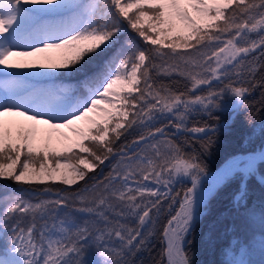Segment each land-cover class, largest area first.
Wrapping results in <instances>:
<instances>
[{
	"label": "snow or ice",
	"instance_id": "6c2138e0",
	"mask_svg": "<svg viewBox=\"0 0 264 264\" xmlns=\"http://www.w3.org/2000/svg\"><path fill=\"white\" fill-rule=\"evenodd\" d=\"M125 26L139 42L129 38L100 71L65 82L112 48ZM256 52L264 57V0H0V180L21 190L0 196V264H92L93 252L100 264H134L161 202L177 197L163 228L164 264H192L184 245L207 202L239 175L236 198L246 203L264 148L210 176L166 129L215 132L207 124L188 129L190 115L248 107L262 66L249 59ZM161 74L189 86L173 90ZM202 87L207 91L196 94ZM160 121L167 123L156 127ZM137 130L131 144L117 148ZM135 146L142 147L129 155ZM116 156L112 171L96 179L94 170ZM185 178L191 186L173 195L171 186ZM55 181L83 185L72 191ZM39 185L41 196L55 198L25 199ZM260 224L264 233V211ZM241 248L247 256L250 245ZM260 248L264 253V235Z\"/></svg>",
	"mask_w": 264,
	"mask_h": 264
},
{
	"label": "trees",
	"instance_id": "16d2710c",
	"mask_svg": "<svg viewBox=\"0 0 264 264\" xmlns=\"http://www.w3.org/2000/svg\"><path fill=\"white\" fill-rule=\"evenodd\" d=\"M133 35L135 34L130 32L128 34L125 31L121 33L117 37V43L112 48L101 56L90 59L85 64L84 69L71 78L82 80L85 75L100 71L104 60L111 56L126 40L131 38L139 42L138 38H134ZM253 56L258 58V64L262 66L258 67L254 75L252 83L255 84V87L245 98L248 107H242L235 114L219 111L214 112L211 116L204 112L193 113L187 122L188 129L202 127L207 124L216 126L218 130L215 132L210 131L202 136L192 135L186 130L179 132L177 135L168 136L185 153L198 154L207 171L217 167L218 164L232 154L254 150L255 146H260L264 140V128L252 135L257 122L264 121V83H260L264 81V57H260L259 52H256L249 59H252ZM160 81L178 91H184L189 86L186 80L176 74L172 76L161 74ZM212 87L217 88L219 85L214 81ZM206 91L207 88L202 87L201 91L196 94H203ZM155 126L157 127L158 124ZM139 134L140 132L137 133L136 131L127 134L118 141L117 148L122 144H130ZM245 135L246 138H244ZM209 139L213 143L206 150L204 146L207 145ZM208 151L209 153L206 155ZM102 170L103 176L100 180H103L112 171V166L105 165ZM258 173L264 175V164L258 165ZM4 183L3 180H0V196L10 191L18 192V190L12 189L13 187L10 188ZM12 184L14 183L12 182ZM239 184L240 178L237 176L218 188L207 202L204 214L199 218L198 223L189 233L190 235L187 236L184 247L192 264H228V262L244 256L245 249L241 248V244L244 246L250 245L254 248L259 246L261 239L258 236L264 235L260 224V213L264 211V185L255 176L248 178L245 203L244 201L238 202L237 199L235 200ZM43 186L39 185L37 189ZM185 187H189L188 182L177 183L172 190V194L180 192L182 195V190ZM73 189L78 190V186ZM41 198L54 199L55 196L51 194L41 196L40 193L25 195V199L31 200L33 203L39 202ZM178 206L179 197L175 202H172L170 198L161 202V211L151 228L152 234L149 235L147 244L132 257L134 264H164L163 228ZM250 210L254 212V215L250 213ZM132 223L134 224L135 221H132ZM238 241L239 243H237ZM230 246L240 249L239 254L233 255ZM263 256H257L256 262L253 260L252 264H264L262 261V259L264 260Z\"/></svg>",
	"mask_w": 264,
	"mask_h": 264
},
{
	"label": "rangeland",
	"instance_id": "374dc122",
	"mask_svg": "<svg viewBox=\"0 0 264 264\" xmlns=\"http://www.w3.org/2000/svg\"><path fill=\"white\" fill-rule=\"evenodd\" d=\"M125 32H127L128 34H129V32L130 33H132V34H135L134 32H132L130 29H127L126 28V26H125ZM133 36H135L134 38H136L137 39V37H136V35H133ZM22 50H27V49H22ZM0 68H2V66H0ZM6 71H8V72H19V71H28V69H7ZM78 81H80V80H78ZM65 82H70V83H73V84H75V83H77V81H75V80H73V79H66L65 80ZM264 118V117H263ZM13 119H20V118H13ZM161 123H167L166 121H160V122H157L155 125H157L158 124V126L157 127H159V126H161ZM160 124V125H159ZM264 128V121H262V120H260V121H258L257 122V124L254 126V128H253V132H252V135L255 133V132H257V131H261V129H263ZM166 131H167V133H168V136H170V135H177L178 133L176 132V130L173 128V127H171V126H169L167 129H166ZM133 132V131H132ZM137 133H139V131L137 130L136 131ZM244 138H246V135H245V137ZM136 139V138H135ZM264 141V140H263ZM131 144V143H130ZM139 147H142V146H135V147H133V148H130V149H127V152H128V154L129 155H131L133 152H136V151H139ZM257 146H255V148H256ZM256 149H258V148H256ZM255 149V150H256ZM203 150H204V148H203ZM210 151V150H209ZM209 151L206 153V155L209 153ZM120 159V156H116L115 158H113L112 159V161L111 162H109V161H106L105 162V165H110V166H113V165H115L116 163H117V161ZM105 165H103V166H101V167H99V168H97L96 170H94V172H95V174H96V179H98V180H100L101 179V177L103 176V167L105 166ZM89 175L91 176V175H93V173H89ZM237 176H239V175H237ZM236 176V177H237ZM6 184H8L9 186H12L13 188L12 189H15V190H18V192H20L21 190H20V188L14 183V184H12V182L11 181H7V180H3ZM180 182H188L189 183V187L191 186V184H190V180H188L187 178H185V179H183L182 181H180ZM180 182H176L174 185H172L171 186V191L174 189V186L177 184V183H180ZM4 183V184H5ZM93 183V181L92 180H89L88 181V184H89V186H91V184ZM54 184L56 185V187H62L63 186V184L60 182V181H55L54 182ZM83 185V182L82 181H78V184L77 185H72V186H69V187H67V188H69L70 190H72L73 188H75V187H77V186H82ZM44 187V186H43ZM43 187H41V188H43ZM11 188V187H10ZM72 188V189H71ZM77 189H73L72 191H76ZM34 191H36V192H38L39 191V189H37V190H33V192ZM162 191H163V189H162ZM40 193V192H39ZM30 194H33V193H30ZM46 199H48V198H46ZM86 217H83V216H80V215H78V219L79 220H82V219H85ZM260 239H261V235H259L258 236ZM247 247V246H246ZM93 260H92V264H100V259H99V257L98 256H96L95 255V253L93 252ZM264 255V253H262L261 252V248H260V244H259V246H256L255 248L254 247H252V246H250V248H249V250H248V255L247 256H243V258L244 259H247V260H250L251 262L254 260L255 262H256V259H257V256L258 257H260V256H263ZM263 258H264V256H263ZM262 261H263V263H264V260L262 259ZM259 264V263H258Z\"/></svg>",
	"mask_w": 264,
	"mask_h": 264
},
{
	"label": "bare ground",
	"instance_id": "6f19581e",
	"mask_svg": "<svg viewBox=\"0 0 264 264\" xmlns=\"http://www.w3.org/2000/svg\"><path fill=\"white\" fill-rule=\"evenodd\" d=\"M262 148H264V143H263V145H262V147L261 148H259V149H262ZM259 149H257V150H259ZM257 150H255V151H257ZM255 151H253V152H255ZM250 153H252V152H250ZM247 154H249V153H247ZM247 154H236V155H232V156H230L229 158H227V160H225L218 168H216V169H214V170H212V171H210V172H208L209 173V175L211 176L212 174H215V173H218L226 164H228L230 161H232L233 159H238V158H242V157H244L245 155H247ZM260 174V173H259ZM261 175V174H260ZM239 178H240V176H238ZM255 178H256V176H255ZM257 179V178H256ZM258 180V179H257ZM259 181V180H258ZM264 185V184H263ZM237 198L235 197V200H236ZM188 235H190V234H188ZM163 241H164V237H163ZM163 243H165V242H163Z\"/></svg>",
	"mask_w": 264,
	"mask_h": 264
},
{
	"label": "water",
	"instance_id": "95a60500",
	"mask_svg": "<svg viewBox=\"0 0 264 264\" xmlns=\"http://www.w3.org/2000/svg\"><path fill=\"white\" fill-rule=\"evenodd\" d=\"M202 134H203V133H202ZM198 135H200V134H198ZM263 143H264V142H263ZM263 143H262V145H263ZM261 147H262V146H261ZM247 153H250V152H245V153H240V152H239V153H236V154H247ZM236 154H234V155H236ZM228 158H229V157H228ZM226 160H227V159H226ZM223 162H224V161H223ZM223 162H222V163H223ZM222 163H221V164H222ZM221 164H220V165H221ZM220 165H219V166H220ZM219 166H218V167H219ZM218 167H217V168H218ZM259 176H261V175L258 173L257 176H256V178H257L258 180H259V178H258ZM259 181H260V180H259ZM65 186H66V185H65Z\"/></svg>",
	"mask_w": 264,
	"mask_h": 264
}]
</instances>
